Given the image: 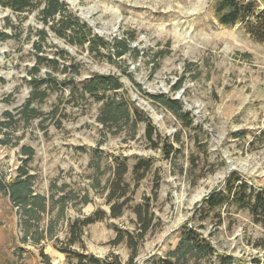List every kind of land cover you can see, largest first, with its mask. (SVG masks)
Returning <instances> with one entry per match:
<instances>
[{
    "label": "rangeland",
    "instance_id": "1",
    "mask_svg": "<svg viewBox=\"0 0 264 264\" xmlns=\"http://www.w3.org/2000/svg\"><path fill=\"white\" fill-rule=\"evenodd\" d=\"M62 1L107 43L95 54L87 44L71 45L45 27L48 36L42 42L43 55L57 58L60 67L72 61L79 73L69 71V75L79 88L93 73L118 75L142 121L134 135L127 126L116 133L103 130L96 119L102 100H84L78 95L70 99L66 83L48 90L42 102L32 103L41 117L27 125L18 120L4 129L10 133V142L0 144V175L5 180L14 177L21 165L20 147L34 148L27 168L35 192L46 196L52 192L55 198L70 194L55 224L54 234L63 240L75 218L97 210L109 213L105 185L113 168L123 162L128 168L123 176L127 190L139 178L132 200L121 216L83 226L73 249L100 260L113 252L125 264L130 254L125 240L118 245L111 241L117 229L125 233L135 228L132 206L150 196L152 227L138 244L134 264H163L189 226L204 249L191 255L186 264H219L221 253L233 256V264H253L252 258L264 262V224L235 199L212 209L203 201L214 189L216 195L225 196V180L233 171L249 186L264 190V1L240 0L251 2L253 9L232 25L219 21L215 11L219 0ZM43 4L44 0H34L15 11L7 0H0V26L8 18L12 28L6 31L13 35L0 40L3 120L4 111L18 118L17 109L29 95L28 71L35 62L32 43L43 27L38 17ZM120 39L130 50L113 57L115 41ZM45 72L66 76L44 61L38 76L45 78ZM150 94L178 99L187 118L181 121ZM53 108L56 112L51 115ZM147 117L179 149L172 159H165L145 139ZM138 162L143 163L135 175L132 169ZM155 181L159 187L154 197ZM52 183L66 187L62 192L50 191ZM84 194L87 203L80 200ZM50 215L43 214L41 225ZM21 235L18 211L8 197L0 195V264H68L53 241L44 242L47 260L39 254V247L20 243ZM256 240L258 247L253 245Z\"/></svg>",
    "mask_w": 264,
    "mask_h": 264
},
{
    "label": "trees",
    "instance_id": "2",
    "mask_svg": "<svg viewBox=\"0 0 264 264\" xmlns=\"http://www.w3.org/2000/svg\"><path fill=\"white\" fill-rule=\"evenodd\" d=\"M33 1L7 0V3L15 11H22L29 7ZM252 9L253 4L251 2L240 0H219L215 5L219 21L226 25L235 24L246 14L252 12ZM38 17L43 27L37 31L38 39L32 43L35 62L28 71L30 76L28 82L30 86L29 95L17 109L16 114L19 115L18 118H15V114L11 111H4L2 113L4 120L0 118V135L3 138L0 139V144L10 142V133L4 129H8L12 123L22 120L27 125L32 119L41 117L42 112L32 106L33 102H42L48 96V90L58 89L66 83L70 85V99H74L78 95L80 99L84 100H87V98H92L95 101L102 100V105L96 119L103 130L116 133L124 126H127L133 131L134 135L137 125L142 121V118L139 115L138 108L131 102L129 93L118 75L93 73L91 77L82 82L79 88L73 83V76L69 75V71L78 74V67L73 65L72 61L69 64L63 62L60 67L57 58H48L43 55L42 51V42L48 36V31L45 27H48L50 32L57 37L65 39L71 45L84 46L87 44L88 50L95 54L100 53L99 47L107 43L104 41V38L94 34L87 23L71 12L67 8V3L62 0H44L43 7L38 11ZM8 27L12 28V23L8 18H5L4 25L0 26V40L13 37L11 33L6 31ZM114 47L115 53L113 57H120L130 50L128 43L121 39L115 41ZM70 59L74 58L71 57ZM44 61L52 67V70L58 69L61 73H66V76L58 78L52 72H45V78L39 77L38 73ZM182 80L181 77L175 88L178 89L181 86ZM42 85H44L43 88H41ZM119 90H121L120 96L117 95ZM150 98L170 110L181 121L184 122V118H187V115L181 112L182 104L178 99L163 94H150ZM55 112L56 108H53L49 113L52 115ZM144 137L152 147L158 148L161 151L165 159H172V153L179 151L173 143L167 142L161 136L152 120L148 117L146 118ZM16 144L17 142L14 143V145ZM20 154L21 165L17 167L16 175L9 177L7 180L0 175V195L8 197L12 206L19 213L22 229L19 242L39 247V254L47 260H49V256L43 251L44 242L53 241L52 246L58 252L65 255L68 259V264H122L118 255L113 252L100 260L93 254H86L84 251L75 250L72 246L77 241H80L79 237L81 236L83 226L106 217H119L123 214L124 206L132 200L131 195L137 187L139 178L136 179L134 188L131 191L127 190L129 184L125 182L123 176L127 173L128 168L123 162L117 164L113 168L112 177L107 180V185H105V188L108 190L107 203L109 204V213L97 210L85 218H75L69 225L68 236L60 240L54 234L55 224L62 216L65 205L70 199V194L69 192H65L55 198L52 192L48 196L35 192L32 183L33 175L29 173L27 168V163L34 155V148L22 145L20 147ZM142 163L138 162L133 166V174L136 175L142 167ZM145 165L147 167V164ZM225 183L226 195H216L215 189L212 190L210 195L203 198L207 206L212 209L225 203L229 198L235 199L241 207L247 208L253 214L256 221L264 224L263 188L253 185L249 186L235 171L229 174ZM65 187V184L58 187L55 183H52L49 186V190L56 189L58 192H62ZM158 187V181H155L153 187L154 197L156 196ZM150 199V196H144L141 203H136L132 206V211L135 214V228L132 231H125V233L117 229L116 235L111 241L112 245H118L125 240L126 246L130 250L125 264H134L133 261L137 255L138 244L143 241L144 236L152 227L154 213L151 211ZM80 200L83 203H87V194L81 196ZM57 205H59L57 212L52 215V209ZM43 214L51 215L47 222L41 225ZM190 228L191 226L181 235L177 247L169 252V256L163 261V264H186L187 259L191 255L204 249V247L200 246L198 235L194 234ZM253 245L258 247L259 240H256ZM208 253H210V250H208ZM219 255V264H233L234 258L230 254L221 253ZM172 258L174 261H171ZM72 259H74V262H71ZM250 262L253 264H264L259 258H252Z\"/></svg>",
    "mask_w": 264,
    "mask_h": 264
}]
</instances>
